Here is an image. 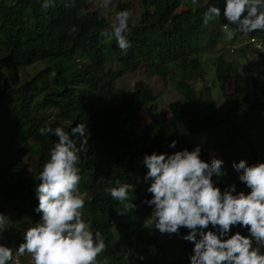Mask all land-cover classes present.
<instances>
[{
	"label": "trees",
	"instance_id": "1",
	"mask_svg": "<svg viewBox=\"0 0 264 264\" xmlns=\"http://www.w3.org/2000/svg\"><path fill=\"white\" fill-rule=\"evenodd\" d=\"M89 1L56 0L44 9L42 0H0V213L10 219L0 244L13 250L9 264L16 259L32 264L30 254L18 256L17 249L24 232L40 219L34 212V189L58 140L41 135L39 129L60 126L70 133L76 124L85 123L87 144H81L87 134L72 138L81 149L77 166L85 201L82 218L102 234L106 245L97 264H189L194 244L182 239L186 228L179 230L178 238L167 234L164 243L150 233L155 227L147 223L151 206L142 202L151 198L143 179V156L200 147L205 162L224 161L223 174L213 177L215 186L223 191L235 185L237 191L248 192L231 165L240 160L249 165L264 162V77L247 62V82L237 60L220 54L213 84L194 85L204 79L203 55L225 36L222 15L207 23L204 18L210 6L222 10L223 0H140V14L129 24L132 46L126 53L114 38L101 35L112 27L102 12L89 10ZM120 1L113 12L124 10L128 0ZM262 34L251 32L230 50L244 59L248 52L264 59ZM236 41L234 36L231 42ZM110 59L116 62L115 70ZM36 63L45 67L21 79L20 70ZM141 68L163 83L171 72L177 75L179 99L167 110L159 111L158 95L145 81H136L130 90L115 87L118 73ZM212 89L218 92L216 101L211 93L208 96ZM217 101L223 109L217 108ZM253 136L260 139L253 142ZM172 141L175 148L169 147ZM23 148L31 152L30 170L19 163ZM117 180L133 185L129 200L134 209L105 194ZM236 231L247 235L238 226ZM173 249L176 253L169 260L167 253Z\"/></svg>",
	"mask_w": 264,
	"mask_h": 264
},
{
	"label": "clouds",
	"instance_id": "2",
	"mask_svg": "<svg viewBox=\"0 0 264 264\" xmlns=\"http://www.w3.org/2000/svg\"><path fill=\"white\" fill-rule=\"evenodd\" d=\"M55 3L56 0H42L41 7L47 9ZM223 4L222 10L210 6L204 18L207 23L222 15L227 21L223 26L227 39L238 33L264 31V0H223ZM129 19V11H120L111 32L101 34L114 38L125 53L132 46L128 39ZM39 132L52 134L58 140L50 149L49 159L39 172L40 183L34 189L38 200L34 212L40 214V219L24 232L17 254H30L32 264H97L106 245L102 234L94 232L91 223L82 218L85 201L79 190L81 175L77 166L81 149L72 138H85L87 134L81 140L82 145L87 144L86 124H76L70 133L60 126L42 127ZM169 147L175 148L176 141ZM200 152V147H195L191 151H153L143 156V179L151 198L142 202L152 208L147 223L162 234L180 235L179 230L186 228L188 232L182 239L194 244L189 264H264V162H233L231 167L249 191H237L235 185L221 191L213 177L223 174L224 161L213 158L205 162ZM132 189L133 185L117 180L115 187L104 191L131 210L135 208L129 200ZM9 223L8 215L0 213V235ZM237 226L247 235L233 233L232 228ZM10 261L13 250L0 244V264Z\"/></svg>",
	"mask_w": 264,
	"mask_h": 264
},
{
	"label": "rangeland",
	"instance_id": "3",
	"mask_svg": "<svg viewBox=\"0 0 264 264\" xmlns=\"http://www.w3.org/2000/svg\"><path fill=\"white\" fill-rule=\"evenodd\" d=\"M120 0H108L107 3H105V0H90L88 3V8L91 11H98L102 12L104 16L106 17L107 21L110 23V26L115 23L116 15L119 13L113 12V10L120 4ZM123 9L129 11L130 13V19L129 24L134 23L139 14H140V0H128L127 2L123 3ZM121 5V6H122ZM123 11V10H122ZM249 34V33H248ZM248 34H240L238 33L235 37L237 41L235 43H232L231 40L227 39L226 36L222 39V41L218 44L217 47H215L211 52L205 53L203 55V63H204V79L202 82L195 83L194 85H212L214 81V69H215V59L218 55L224 54V57L226 60H237L238 62V69L241 73V75L249 82V79L247 77V69H246V63L249 62L251 70L259 75H262L264 77V59L256 55V53L248 52L246 53V58H242L241 55H239L237 50L230 51V48L234 45H239V41L242 39H246ZM264 35V34H262ZM264 41V36L261 39ZM257 42V41H256ZM240 48V47H239ZM109 64L113 70L116 69V62L113 59L109 60ZM45 65L43 63H36L32 66H29L27 68H22L20 70V77L21 79H24L26 76L29 77L35 70L43 69ZM138 80L145 81L150 87L157 93L158 98L157 101L159 103V111H165L167 110V106L169 103H172L174 101H177L179 99V96L176 92V80L177 75L173 72L168 77V80L166 83H163L161 80L156 79L155 77H147L146 70L143 68L139 69L135 72H121L117 74V77L114 79V85L116 88L124 89V90H130L134 83ZM199 87V86H197ZM228 88H232V85L229 84ZM213 101H216L219 99V95L216 89H212V91H209L208 96H210ZM217 108L223 109L221 107L220 102L217 101ZM143 118L146 119V114L143 115ZM142 119L143 122H147V120ZM141 124V123H140ZM259 136H253L252 141L259 140ZM246 146L243 144L242 149L245 151ZM21 153V159L19 160V163L23 166L27 163H29V160H27L31 152L30 150H26L23 148ZM244 158L247 157L248 152H243ZM28 169H31V166L29 164ZM247 193V192H246ZM234 231L237 230V227L232 228ZM150 233L154 235L157 238L158 242L164 243L167 240V233H160L158 230L153 228ZM171 235V234H170ZM176 235V234H175ZM179 235H177V238ZM176 253V250H170L167 253V259H171L172 255ZM139 254V253H138ZM141 255V254H140ZM17 256V255H16ZM19 258V257H18Z\"/></svg>",
	"mask_w": 264,
	"mask_h": 264
},
{
	"label": "built area",
	"instance_id": "4",
	"mask_svg": "<svg viewBox=\"0 0 264 264\" xmlns=\"http://www.w3.org/2000/svg\"><path fill=\"white\" fill-rule=\"evenodd\" d=\"M256 41H257V40H256L255 38H251V39H250V42H252V43H257ZM231 51H232V49H231ZM140 258H141V257H140ZM19 264H20V263H19Z\"/></svg>",
	"mask_w": 264,
	"mask_h": 264
}]
</instances>
